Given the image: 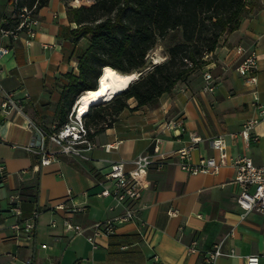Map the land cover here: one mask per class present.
<instances>
[{"label":"crops","instance_id":"crops-1","mask_svg":"<svg viewBox=\"0 0 264 264\" xmlns=\"http://www.w3.org/2000/svg\"><path fill=\"white\" fill-rule=\"evenodd\" d=\"M90 3L48 0L36 11L39 26L33 43L14 42L1 57L2 87L22 98L23 110L0 112V264H207L203 254L217 243L223 255L213 264H245V256L252 253L264 264V215L241 216L231 165L214 174H190L169 157L160 167L147 169L137 202L139 220L120 223L110 235L97 236L94 248L85 234L64 231L65 217L88 227L122 211L111 196L97 194L104 174L112 161L124 162L130 170L132 159L150 150L155 138L161 150L172 152L191 136L199 137L190 151L196 162L216 154L210 140L222 135L229 156L246 155L255 164H264V114L253 106L251 92L255 88L264 105V0H247L239 26L224 34L185 80L161 94L155 106L135 109L131 98L128 107L92 134L95 145L85 151V158L59 153L52 144L47 148L56 152V158L34 170L39 157L25 149L35 138L33 125L46 131L58 125L61 111L67 108L61 104L63 88L69 74L77 75V61H65L61 49L70 29L76 27L67 16V6ZM11 11L10 0L0 4V19ZM237 45L258 55L255 87L247 86L235 70L243 57L236 52ZM204 70L217 82L212 92L201 89ZM250 117L259 119L253 130L257 139L246 141L237 133ZM176 118L182 119L181 127L165 128L167 121ZM113 142H118L116 148H104ZM103 185L110 188L112 182L105 180ZM16 193L22 216L39 210L30 239L10 227L14 216L8 207ZM57 202H63L66 210H53L51 205ZM171 204L179 209L177 216L168 215ZM75 205L83 209L70 211ZM193 239L198 251L189 253L187 245Z\"/></svg>","mask_w":264,"mask_h":264},{"label":"trees","instance_id":"trees-1","mask_svg":"<svg viewBox=\"0 0 264 264\" xmlns=\"http://www.w3.org/2000/svg\"><path fill=\"white\" fill-rule=\"evenodd\" d=\"M47 1L18 0V6L36 4L38 9ZM246 2L92 0L90 4L67 6V16L76 27L70 29L61 49L65 61H77V75H68L69 81L61 94V104L67 108L61 111L57 126L67 121L66 113L77 97L95 88L100 70L106 65L123 73H140L124 90L107 101L90 105L85 111L83 121L92 129L89 138L106 127L112 116L128 107L129 98L135 100V109L155 106L161 94L170 92L202 65L204 53H211L224 34L239 26ZM176 30L179 36L167 47V58L149 64L148 51ZM104 108L109 111L100 113Z\"/></svg>","mask_w":264,"mask_h":264},{"label":"built area","instance_id":"built-area-1","mask_svg":"<svg viewBox=\"0 0 264 264\" xmlns=\"http://www.w3.org/2000/svg\"><path fill=\"white\" fill-rule=\"evenodd\" d=\"M10 2L12 6L11 13L3 14L0 19V60L4 54L9 52L11 44L14 42H20L25 46L31 45L37 35L39 26L36 4L32 6H18V0H10ZM235 49L237 53L243 54L241 61L235 66V70L244 77V83L247 86L255 87L257 82L256 71L258 69V55L256 51L254 49H247L241 45H237ZM209 55L210 53H204L202 59H207ZM202 78V91L212 92L217 82L211 72L204 70ZM181 91H184V88ZM251 92L253 94V106L261 114H264V105L259 101L255 88ZM25 97L29 98V95L26 93ZM11 110L22 113V98L17 97L14 91L4 89L0 81V112L7 113ZM258 121L257 117L248 118L243 122L237 134L246 141L256 140L257 135L253 130ZM181 126V118L169 120L165 124V128ZM33 129L35 130V134L38 133L40 135V142L37 144L35 135V138L25 145V149L35 153L39 157L38 164L33 167L34 170H38L39 166L48 165L56 158V152L46 147V139L58 147L59 153L83 158H85V151L95 145L94 141L88 136V132L92 131V129L89 130L85 126L83 117L74 113V105H72L68 114L67 121L62 125H53L48 131L35 125H33ZM198 140L199 137L191 136L185 146L172 152H166L161 150L159 138H155L150 150L140 153L132 159L133 167L130 170L125 169L124 162H110L109 169L104 174V180L101 181L102 188L97 194L105 197L111 196L117 204L123 206L122 211L112 217L96 221L88 227H83L65 217L62 221L64 231L73 234H85L87 240L94 248L96 247L95 239L97 236L110 235L113 233L116 225L120 223L139 220L137 202L144 187V177L147 169L152 165L160 167L169 157H175L179 169L190 174H214L223 166L231 165L235 171L233 183L238 187L236 204L241 210V216H245L250 212L264 215V164L257 165L251 157L246 155L229 156L227 145L222 135L213 137L210 140L212 148L216 151L215 155L203 156L198 161L193 162L190 151ZM117 146L118 142H113L105 144L104 148L110 150ZM105 180L112 182L110 188L103 185ZM70 194L71 191L68 189L66 197L69 198ZM51 208L55 211L66 210V205L63 202H57L51 205ZM82 209L83 207L79 205L70 207V211H81ZM8 211L14 216L10 227L16 233H23L26 238H32L39 210L37 208L33 209L30 215L26 217L22 216L19 207V195L16 193L11 195ZM167 213L169 216H177L179 209L177 206L171 204L167 209ZM54 223L55 221H51V224ZM139 224L143 226L145 222L140 219ZM181 228L182 226H179V229ZM87 231L88 233H86ZM231 233L232 230H230L229 234ZM197 251V240L193 239L187 245V252L193 253ZM221 255H223V252L220 249V243H217L203 254V258L207 264H213ZM259 258V255L254 253L246 255L244 258L245 264H259ZM26 263H29V260Z\"/></svg>","mask_w":264,"mask_h":264},{"label":"bare ground","instance_id":"bare-ground-1","mask_svg":"<svg viewBox=\"0 0 264 264\" xmlns=\"http://www.w3.org/2000/svg\"><path fill=\"white\" fill-rule=\"evenodd\" d=\"M154 61H157L156 57ZM137 76L138 71L123 73L108 65L102 67L101 75L98 77L97 87L85 90L77 97L74 104V113L82 117L90 105L107 101L112 95L128 87Z\"/></svg>","mask_w":264,"mask_h":264},{"label":"rangeland","instance_id":"rangeland-1","mask_svg":"<svg viewBox=\"0 0 264 264\" xmlns=\"http://www.w3.org/2000/svg\"><path fill=\"white\" fill-rule=\"evenodd\" d=\"M79 1L83 2V3H87L88 1L92 2V0H79ZM5 2H6V0H0V4L5 3ZM178 36H179V33L176 30L174 32H170L164 39L160 40L159 43H157L155 45V47H153L151 50L148 51L147 56H146L147 62L149 64H153V63H159V62L164 61L167 58V52H166L167 47L169 45H171L172 43H174L177 40ZM155 57L157 59L156 62L154 61ZM138 73H140V72H138ZM130 100H131V98H129L127 101H130ZM108 111L109 110L107 108L100 109V113H107ZM45 145H46V147L53 146L52 143L51 144L49 143L48 139L45 140Z\"/></svg>","mask_w":264,"mask_h":264},{"label":"water","instance_id":"water-1","mask_svg":"<svg viewBox=\"0 0 264 264\" xmlns=\"http://www.w3.org/2000/svg\"><path fill=\"white\" fill-rule=\"evenodd\" d=\"M101 72H102V69L100 70V73H99L98 77L101 75ZM138 75H139V73H138ZM98 77L96 79L95 88L98 85ZM36 139H37V144H38L40 142V135L38 133H36Z\"/></svg>","mask_w":264,"mask_h":264}]
</instances>
